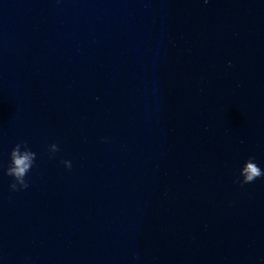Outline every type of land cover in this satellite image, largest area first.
<instances>
[{
    "label": "clouds",
    "instance_id": "9594fccd",
    "mask_svg": "<svg viewBox=\"0 0 264 264\" xmlns=\"http://www.w3.org/2000/svg\"><path fill=\"white\" fill-rule=\"evenodd\" d=\"M49 151L50 153L58 152V145H50ZM35 159L36 153L31 151L26 143H18L12 148L10 152V163L5 174L12 177L14 180V182L10 184V188L13 191L28 188L29 185L25 177L31 170ZM62 163L66 168L70 169L72 167L71 161L65 160L62 161ZM262 176H264V171H262L261 168L254 162V158L249 157L240 169V177L243 179L240 180L237 178V181L242 185L249 184Z\"/></svg>",
    "mask_w": 264,
    "mask_h": 264
}]
</instances>
